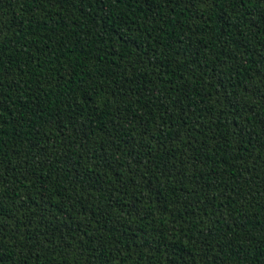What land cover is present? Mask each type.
Here are the masks:
<instances>
[{
	"label": "trees",
	"instance_id": "trees-1",
	"mask_svg": "<svg viewBox=\"0 0 264 264\" xmlns=\"http://www.w3.org/2000/svg\"><path fill=\"white\" fill-rule=\"evenodd\" d=\"M0 264H264V0H0Z\"/></svg>",
	"mask_w": 264,
	"mask_h": 264
}]
</instances>
